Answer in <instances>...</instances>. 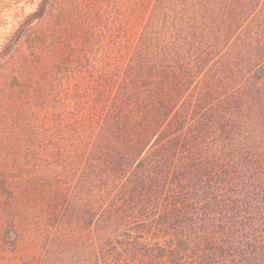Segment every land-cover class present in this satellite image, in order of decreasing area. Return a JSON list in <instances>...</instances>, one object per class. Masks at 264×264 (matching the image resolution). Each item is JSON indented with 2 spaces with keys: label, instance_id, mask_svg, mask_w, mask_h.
<instances>
[{
  "label": "trees",
  "instance_id": "16d2710c",
  "mask_svg": "<svg viewBox=\"0 0 264 264\" xmlns=\"http://www.w3.org/2000/svg\"><path fill=\"white\" fill-rule=\"evenodd\" d=\"M33 37L0 168L24 261L264 264V0H71Z\"/></svg>",
  "mask_w": 264,
  "mask_h": 264
},
{
  "label": "rangeland",
  "instance_id": "374dc122",
  "mask_svg": "<svg viewBox=\"0 0 264 264\" xmlns=\"http://www.w3.org/2000/svg\"><path fill=\"white\" fill-rule=\"evenodd\" d=\"M71 0H54L48 15L41 22L35 23L32 32L22 38L12 49L9 55L3 54V47L7 40L19 26L25 16L37 10L40 0H0V168L8 152L12 158L20 154V129L18 124L7 126V118L13 114V105L6 90L21 80H36L37 72L34 71L37 50L32 45L34 34L43 29H49L62 4ZM7 94H6V93ZM11 134L9 141L7 133ZM3 196L0 193V264H35L33 260L24 261L22 256L23 246L14 248L5 241V233L9 229L2 207Z\"/></svg>",
  "mask_w": 264,
  "mask_h": 264
}]
</instances>
